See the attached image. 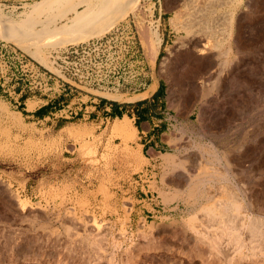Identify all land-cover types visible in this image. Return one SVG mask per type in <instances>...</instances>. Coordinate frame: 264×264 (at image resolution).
I'll list each match as a JSON object with an SVG mask.
<instances>
[{"label":"rangeland","instance_id":"rangeland-1","mask_svg":"<svg viewBox=\"0 0 264 264\" xmlns=\"http://www.w3.org/2000/svg\"><path fill=\"white\" fill-rule=\"evenodd\" d=\"M159 15L157 30L151 23ZM132 16L147 60L152 55L142 34L150 32L159 47L152 86L149 81L146 90L129 95L98 94L135 100L162 83L174 121L168 147L151 163L140 150L134 119L96 124L65 117L69 101L93 96L64 95L50 57L66 40L107 32ZM196 36L205 40L199 49L212 46L199 58L217 54L210 74L220 76L204 87L186 77L180 88L174 77L180 68L195 67L188 47ZM0 40L33 63L0 85V264H264V240L255 247L245 230L240 245L224 243L218 256L183 239L193 235L190 218L195 228L208 223L200 220L203 206L232 195L243 205L251 201L247 214L231 215L235 224L244 214L258 217L264 233V0H0ZM206 62L200 64L210 66ZM13 83L31 87L28 107L55 97L62 103L53 115L31 117L20 111V97L2 91ZM170 158L197 159L182 165L200 180L190 184ZM210 168L226 178L208 180L203 172ZM201 182L212 187L213 198L201 195Z\"/></svg>","mask_w":264,"mask_h":264},{"label":"built area","instance_id":"built-area-1","mask_svg":"<svg viewBox=\"0 0 264 264\" xmlns=\"http://www.w3.org/2000/svg\"><path fill=\"white\" fill-rule=\"evenodd\" d=\"M160 18L159 15L152 20V28L159 30ZM50 57L64 95L85 92L96 99L101 96L98 93H136L146 90L151 79L134 16L125 18L101 36L55 50ZM29 64L19 50L0 40L1 86L8 79L17 80V72ZM2 65L7 70L6 76L2 74Z\"/></svg>","mask_w":264,"mask_h":264},{"label":"bare ground","instance_id":"bare-ground-1","mask_svg":"<svg viewBox=\"0 0 264 264\" xmlns=\"http://www.w3.org/2000/svg\"><path fill=\"white\" fill-rule=\"evenodd\" d=\"M216 2V1H215ZM192 4V3H191ZM222 5V4H221ZM204 7V6H203ZM207 8V7H206ZM205 14V13H204ZM209 14V13H208ZM206 15V14H205ZM195 16V15H194ZM153 17V16H152ZM180 20V19H179ZM225 20V19H224ZM191 21V20H190ZM202 21V20H201ZM232 22V21H231ZM194 23V22H193ZM221 23V22H220ZM186 24V23H185ZM188 25H190V24H188ZM193 25V24H192ZM216 25V24H215ZM206 27V26H205ZM211 28V27H210ZM205 29V28H204ZM194 31V30H193ZM204 31V30H203ZM205 32V34H207V32L206 31H204ZM204 32H203V34H204ZM211 32V31H210ZM104 33H106V32H104ZM104 33H94V34H89V35H84V36H81V37H79V38H76V39H73V40H66L64 43H62L61 45H59V46H57L55 49H57V50H60V49H65V48H67V47H69V46H71V45H75V44H78V43H80V42H82V41H85V40H87V39H89V38H91V37H96V36H101V35H103ZM218 33V32H217ZM202 34V33H201ZM205 34H204V36H205ZM211 34V33H210ZM147 35V34H146ZM216 35V34H215ZM200 36V35H199ZM199 36H196V37H194V38H196V39H193V41L191 42V45H190V47H188L189 49H188V54L190 53V55H192L193 56V54L192 53H194V55H196V56H194V57H196L195 58V60L193 59V62H194V65L193 66H195V67H193L194 68V70H193V68L191 67V69H184V68H180V73H179V75L180 76H175L174 77V81L177 83V84H179V87L180 86H182V84L186 81V79L187 78H189V79H187V80H193V79H191V78H194L195 80H198V81H200V83H201V85L203 86V85H205V83H207V81H209V79H211V78H213V76H216V75H218V77L220 76L219 75V73L218 74H213V76H212V74H210V70H211V66H214V64H213V61H215L214 60V58H216L217 57V54H215L214 56H212L211 55V58H209L208 60H206V59H203V58H199L201 55L203 56L204 54H206L207 53V51H208V49L210 48V49H212V46H208V47H206L205 48V46L202 48V49H199V47H201V46H199V45H202V43H203V41H205V40H203L204 38H203V35L201 36L203 39H201V37H199ZM208 36V35H207ZM192 37V36H191ZM198 37V38H197ZM211 37V36H210ZM209 37V38H210ZM207 38V37H206ZM229 38V37H228ZM208 39V38H207ZM206 39V40H207ZM210 39H212V38H210ZM225 39V38H224ZM215 40H217V39H215ZM207 41H209V40H207ZM212 41V40H211ZM210 41V42H211ZM218 41H221V40H218ZM142 42L144 43V45H145V47L147 46L149 49H150V52H151V55H152V58H154V57H156V55L158 54V49H159V47L156 45V43L153 41V39L151 38V34H150V32L148 33V36H145V35H143L142 34ZM194 42H197L196 44H194ZM222 42V41H221ZM201 43V44H200ZM213 43V42H212ZM226 43V42H225ZM195 45V46H194ZM216 45V44H215ZM218 45V44H217ZM187 46V45H186ZM203 46V45H202ZM218 47V46H217ZM217 47H216V50H218L217 49ZM186 48V47H185ZM208 48V49H207ZM148 51V50H147ZM226 51V50H225ZM231 51V50H230ZM177 52V51H176ZM192 52V53H191ZM214 52V51H213ZM227 52H228V50H227ZM229 53V52H228ZM228 53H227V55H228ZM188 54H186L185 53V58L184 59H186L185 61H187L186 63H188V64H190L188 61L190 60V57L191 56H188ZM177 56H179V55H177ZM205 56V55H204ZM222 56H225L226 57V55H223V53H222ZM175 57H176V55H175ZM194 57H192V58H194ZM208 57V56H207ZM178 58V57H177ZM176 58V59H177ZM175 59V60H176ZM167 60V59H166ZM178 60V62H180V63H184L183 62V58L182 59H177ZM152 61V60H151ZM171 61V60H170ZM206 61H211V63H210V66H206V65H203V64H207V62ZM193 62H191V63H193ZM200 62H204L203 64H200ZM206 62V63H205ZM177 63V62H176ZM180 63H177V64H180ZM185 63V64H186ZM197 63H199V65H197ZM227 63V62H226ZM152 64H153V62H152ZM172 64H173V62H172ZM222 64V63H221ZM169 65H171V64H169ZM187 65V64H186ZM185 65V66H186ZM203 65V66H202ZM208 65H209V63H208ZM225 65V64H224ZM184 66V65H183ZM198 66V67H197ZM219 66V65H218ZM217 66V67H218ZM220 66H222V65H220ZM170 68H171V66H169ZM178 67H179V65H178ZM165 68V67H164ZM187 68H189V67H187ZM205 68H208V69H205ZM221 68V67H220ZM179 69V68H178ZM218 69V68H217ZM174 70V69H173ZM223 70H224V66H223ZM162 71V70H161ZM176 71L177 70H175L174 71V73H176ZM205 71V72H204ZM207 71V72H206ZM221 71V70H220ZM166 73L168 74V75H170L171 74V70L170 69H167L166 70ZM175 75H177V74H175ZM207 75V77H204V76H206ZM171 76V75H170ZM223 76V75H222ZM187 77V78H186ZM173 79V78H172ZM185 79V80H184ZM195 80H194V82H195ZM217 80V79H216ZM231 80H233V79H231ZM172 81V80H171ZM197 82V81H196ZM217 82V81H216ZM198 84H199V82H198ZM230 84V83H229ZM233 84H234V82H233ZM209 85V84H208ZM176 87V86H175ZM204 87V86H203ZM181 88V87H180ZM210 88V87H209ZM212 88V87H211ZM231 88V87H230ZM174 89H176V88H174ZM198 89V88H197ZM201 89V88H200ZM213 89V88H212ZM151 90V89H150ZM149 90V91H150ZM199 90V89H198ZM179 91H181L180 89H179ZM174 92V91H173ZM209 92V91H208ZM147 93V92H146ZM199 95V94H198ZM180 97V96H179ZM120 99V98H119ZM126 99V98H125ZM178 99V98H177ZM259 99V98H258ZM177 102V101H176ZM208 147H211V146H208ZM214 147V146H213ZM207 148V147H206ZM205 148V149H206ZM212 151H214V150H212ZM215 152V151H214ZM211 157H212V159H214V160H216V155L215 154H212L211 155ZM239 157V156H238ZM206 158V157H205ZM223 157H220V160L222 159ZM187 159H190V161L191 160H193V159H195V158H187ZM187 159H184V158H182V159H176V160H172L171 158L170 159H167V162H169L168 164H170V163H172V165H173V167L174 166H176L175 164H177V166H178V164L180 165V167L179 168H183V172H184V174H183V177L187 180V181H190L189 183L190 184H193V183H191V182H193V180L194 179H196V178H192L193 177V173L191 174V172H190V170L192 171V169H191V166L189 165V167H183V163H185V164H187L188 165V163L190 162V161H188V163H186L187 162ZM224 159V158H223ZM225 159H227L226 161L228 162L227 164H229V161H231L230 160V158L229 157H227V158H225ZM197 159H195V161H196ZM213 160V161H214ZM222 161V160H221ZM226 161H225V163H226ZM233 161V160H232ZM237 161V160H236ZM166 162V163H167ZM192 162V161H191ZM199 162V161H198ZM201 163V162H200ZM221 163V162H220ZM199 164V163H198ZM197 164V165H198ZM206 164V163H205ZM222 164V163H221ZM232 164V163H231ZM200 165V164H199ZM211 165V164H210ZM171 166V165H170ZM184 166H186V165H184ZM229 166H230V164H229ZM228 166V167H229ZM194 167V166H193ZM192 167V168H193ZM213 167V166H212ZM227 166L225 167V169H227L228 168ZM231 167V166H230ZM204 169V168H203ZM202 169V170H203ZM210 169H212V170H209V169H205L204 171L205 172H203L207 177H208V180L210 179H212V180H214L213 182H215L217 179H219V177L221 178V180L223 179H225L226 178V176L225 175H223L221 172H219L220 170H218V168H216V169H214V168H210ZM229 169H231V171H232V167L231 168H228V170H227V172H229ZM174 170H176V169H174ZM173 170V171H174ZM199 170V169H198ZM201 170V169H200ZM172 171V172H173ZM195 171V170H194ZM218 171V172H217ZM171 172V171H170ZM174 172H176V171H174ZM200 172H202V171H200ZM199 172V173H200ZM198 173V172H197ZM230 173V172H229ZM219 174H222V175H219ZM176 175V174H175ZM177 177V176H176ZM181 177V176H180ZM179 177V178H180ZM205 177V176H204ZM180 179H182V178H180ZM246 179V178H245ZM197 180H198V178H197ZM200 180V179H199ZM198 180V181H199ZM211 180V181H212ZM220 180V179H219ZM222 180V181H223ZM239 180V179H238ZM210 181V182H211ZM207 182V181H206ZM205 182V183H206ZM176 183V182H175ZM204 182H201L200 183V185L202 184V186H204V190H203V192L201 193V195L202 194H206L207 195V197H208V199H211V198H213L214 197V195H215V191L212 189V187H207L206 186V184H205ZM197 184V183H196ZM194 185L195 186V188H194V190L197 192V191H199V193H200V191L202 190H200V189H197V187H198V185H199V183H198V185ZM182 186V185H181ZM201 186V187H202ZM225 186V185H224ZM177 187H179V186H177ZM176 187V188H177ZM228 187H230V186H228ZM227 187V185H226V187H223L224 189H227L226 190V192L228 193V194H232V193H234L233 192V190H232V188L230 189V188H228ZM190 188V187H189ZM200 188V187H199ZM223 189V190H224ZM191 190H192V187H191ZM179 192V191H178ZM189 192V191H188ZM192 192V191H191ZM195 192V193H196ZM180 193H181V191H180ZM193 193H194V191H193ZM194 193V194H195ZM198 193V192H197ZM196 193V194H197ZM170 194V193H169ZM188 194V193H187ZM191 194V193H190ZM231 194H230V196H231ZM227 195V194H226ZM170 196V195H169ZM169 196L167 197V195H164L163 196V198L165 199V201H168V200H170L169 199ZM172 196H174V194L172 195ZM190 196V195H189ZM233 196V195H232ZM230 197V198H232V199H230V200H228V199H215L214 201L212 200V203H208L207 205H205V206H203V208H202V210L201 211H203L204 212V214H203V216L204 217H200L201 219V222L203 221V223H205V221H207L208 223H205V225L204 224H202L200 227L201 228H199V227H194L193 225H195L192 221H194V219L193 218H190V220H188V224L186 223V225L188 226V227H190L193 231V235L191 236V237H185V238H183L184 240H187V242H188V244H200V245H206V248H207V250H208V252L210 253H214V255H217L218 256V254H219V252H221L220 251V247H221V245H223L224 243H226V244H230L231 242H235V244H237V245H240V243H242L241 242V234H243L242 232L245 230V231H247V233L249 234V236H250V241L251 242H253V244L255 243V247H259L260 245H259V242L261 243V241H263L264 240V233H263V231H262V229H261V226H262V220H261V218H258V217H252V216H250V215H246L247 213H248V207L249 206H251V201H249L248 202V200H244V203H245V205H243V198L241 199L242 200V203H238V201L240 200H238L237 201V199H236V197L234 196V197ZM177 197V196H176ZM180 197H181V195H180ZM187 197H188V195H187ZM198 197V196H197ZM224 197H225V195H224ZM219 198V197H218ZM163 199V200H164ZM189 199V198H188ZM192 199V198H191ZM172 200V199H171ZM219 200V201H218ZM223 200V201H222ZM173 201V200H172ZM171 201V202H172ZM261 201V200H260ZM241 202V201H240ZM187 203V202H186ZM253 205V204H252ZM250 209V208H249ZM240 211H244L243 213H246V214H244V216H243V218L246 216V219H243V218H241L242 219V222L240 223V225H239V227L235 224V220L233 221V217H231V215L232 216H234L233 215V213L236 215L238 212H240ZM242 212L240 213V214H242ZM238 215V214H237ZM238 217V216H237ZM237 217H235L236 219H237ZM242 217V216H241ZM199 218V217H198ZM205 220V221H204ZM238 220V219H237ZM236 220V221H237ZM195 221H196V219H195ZM241 221V220H240ZM91 222V221H90ZM191 222H192V224H191ZM211 223H212V225H211ZM153 224V223H152ZM151 224V225H152ZM239 224V223H238ZM237 227H236V226ZM144 226V225H143ZM153 226V225H152ZM196 226V225H195ZM197 226H199V225H197ZM88 227V226H87ZM149 227V226H148ZM108 227L106 226V230H108L107 229ZM214 228H215V230H214ZM152 229V228H151ZM213 229V230H212ZM106 230H105V232H106ZM149 230H150V228H149ZM173 230V229H172ZM95 231H97V229H95ZM100 231H98L97 233H99ZM184 233V232H183ZM68 236V235H67ZM102 236V235H101ZM121 237V236H120ZM182 237V236H181ZM96 239V238H95ZM49 240V239H48ZM96 241V240H95ZM264 242V241H263ZM196 244V245H197ZM252 244V245H253ZM103 245V244H102ZM242 245V244H241ZM262 245V244H261ZM242 246H244V244L242 245ZM196 247V246H195ZM204 247V246H203ZM228 247V246H227ZM241 247V246H240ZM1 248V247H0ZM233 248V247H232ZM260 248V247H259ZM101 249V248H100ZM222 249H224V247L222 248ZM221 249V250H222ZM235 249H236V247H235ZM225 250V249H224ZM233 250V249H232ZM255 250V249H254ZM259 250V249H258ZM92 251V250H91ZM240 251V250H239ZM101 252V251H100ZM224 252V251H223ZM230 252V251H229ZM103 253V252H102ZM207 254V253H206ZM205 254V255H206ZM220 255V254H219ZM208 256V255H207ZM202 257H204V256H202ZM210 257H211V255H210ZM220 257V256H219ZM206 260V259H205Z\"/></svg>","mask_w":264,"mask_h":264},{"label":"crops","instance_id":"crops-1","mask_svg":"<svg viewBox=\"0 0 264 264\" xmlns=\"http://www.w3.org/2000/svg\"><path fill=\"white\" fill-rule=\"evenodd\" d=\"M157 58L156 55V57L148 60L150 69H152L153 65L156 63ZM152 83L153 81H150L151 86ZM8 84L2 91L14 93L16 97H20V101H18L17 104L21 105V109L31 117L44 119L49 115H53L54 112L58 110V106L62 103L55 97L56 99H49V103L46 106L28 107V102L30 98L33 97L29 94L31 92V87L25 85V88L23 85H17L18 83H13L12 85ZM14 84L17 86L15 87ZM11 89L14 90L11 91ZM161 93L162 83L158 82L147 96L135 100L124 99L118 101L106 96H101L99 99L89 98L84 100L81 98L79 102L78 98H73L69 101V104L66 105L67 114L65 117L71 120H84L96 124L108 119H112L113 121L115 119H123L125 116L128 117V119H134V127L136 128L140 150L143 156L151 163L157 161L160 154L168 147L167 130L170 128L169 126L173 125L172 121H174V114H171L168 99L161 96ZM120 94L129 95V93ZM30 108L33 109L30 110Z\"/></svg>","mask_w":264,"mask_h":264},{"label":"trees","instance_id":"trees-1","mask_svg":"<svg viewBox=\"0 0 264 264\" xmlns=\"http://www.w3.org/2000/svg\"><path fill=\"white\" fill-rule=\"evenodd\" d=\"M48 105V104H47ZM20 111H22L23 112V109H21V107H20ZM24 113V112H23Z\"/></svg>","mask_w":264,"mask_h":264}]
</instances>
